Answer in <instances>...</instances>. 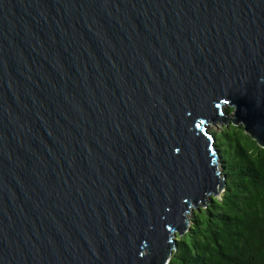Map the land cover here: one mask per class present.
<instances>
[{
	"label": "water",
	"instance_id": "obj_1",
	"mask_svg": "<svg viewBox=\"0 0 264 264\" xmlns=\"http://www.w3.org/2000/svg\"><path fill=\"white\" fill-rule=\"evenodd\" d=\"M216 121L264 148V0H0V264H166Z\"/></svg>",
	"mask_w": 264,
	"mask_h": 264
},
{
	"label": "trees",
	"instance_id": "obj_2",
	"mask_svg": "<svg viewBox=\"0 0 264 264\" xmlns=\"http://www.w3.org/2000/svg\"><path fill=\"white\" fill-rule=\"evenodd\" d=\"M212 134L225 185L191 212L168 264H264V148L232 122Z\"/></svg>",
	"mask_w": 264,
	"mask_h": 264
},
{
	"label": "rangeland",
	"instance_id": "obj_3",
	"mask_svg": "<svg viewBox=\"0 0 264 264\" xmlns=\"http://www.w3.org/2000/svg\"><path fill=\"white\" fill-rule=\"evenodd\" d=\"M227 121H216L215 123H208L207 126H206V131H208L209 133H216L219 131V127L223 126ZM220 168V167H219ZM222 189L218 190V194L216 196H218L219 194L222 193ZM209 199V198H208ZM208 202V201H207ZM206 202V204H207ZM206 205L205 204H202V203H199L197 206H194L192 209H191V212L196 210V208H199V207H205ZM191 212L187 215V220H188V225H187V228L189 227L190 225V217H191ZM166 264H168V261L166 262Z\"/></svg>",
	"mask_w": 264,
	"mask_h": 264
}]
</instances>
